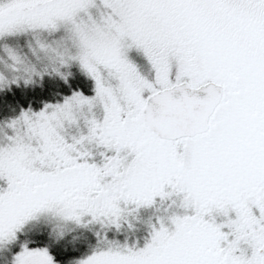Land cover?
<instances>
[{
  "label": "snow or ice",
  "instance_id": "obj_1",
  "mask_svg": "<svg viewBox=\"0 0 264 264\" xmlns=\"http://www.w3.org/2000/svg\"><path fill=\"white\" fill-rule=\"evenodd\" d=\"M0 264H264V0H0Z\"/></svg>",
  "mask_w": 264,
  "mask_h": 264
}]
</instances>
